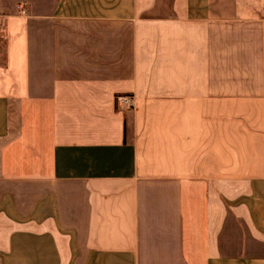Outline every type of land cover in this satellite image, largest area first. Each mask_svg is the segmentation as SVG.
Masks as SVG:
<instances>
[{"label":"crops","instance_id":"crops-1","mask_svg":"<svg viewBox=\"0 0 264 264\" xmlns=\"http://www.w3.org/2000/svg\"><path fill=\"white\" fill-rule=\"evenodd\" d=\"M0 264H264V0H0Z\"/></svg>","mask_w":264,"mask_h":264},{"label":"built area","instance_id":"built-area-1","mask_svg":"<svg viewBox=\"0 0 264 264\" xmlns=\"http://www.w3.org/2000/svg\"><path fill=\"white\" fill-rule=\"evenodd\" d=\"M116 104H117L118 106L123 107V108L128 106V102H127V100H126L124 97H119V98H117V100H116Z\"/></svg>","mask_w":264,"mask_h":264}]
</instances>
